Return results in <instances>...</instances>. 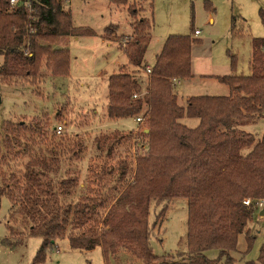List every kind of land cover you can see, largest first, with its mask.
Here are the masks:
<instances>
[{
    "label": "trees",
    "instance_id": "1",
    "mask_svg": "<svg viewBox=\"0 0 264 264\" xmlns=\"http://www.w3.org/2000/svg\"><path fill=\"white\" fill-rule=\"evenodd\" d=\"M112 1L128 6L132 32L121 46L130 62L140 67L154 27L155 0ZM64 3L34 0L28 10L24 6L12 8L10 0H0V55L4 59L0 78L38 80L47 73H69V48L55 46L62 37L91 36L94 30L75 26ZM206 4L215 10L210 1ZM145 11L149 14H143ZM259 14L264 25L263 8ZM103 37L117 41L118 26L105 27ZM196 42L200 40L191 34L169 35L145 85L124 69L107 78L105 115L111 122L134 117L148 103L149 132L142 133L149 136V150L137 159L131 181L125 183L133 172L127 150L119 160V175L112 191L91 189L83 193L80 189L77 195V177L56 178L60 170L58 155L27 161L22 186L14 169L9 179H17L16 195L11 183L0 177V208L2 197L7 195L13 207L17 206L16 211L31 222L28 235L43 239L34 264L44 262L46 250L65 237L72 249L100 247L106 261L125 249L141 264L172 262L171 255L161 257L153 252L149 213L152 202L179 197L188 201L187 264H236L231 252L237 249L243 233L245 252L251 250L257 236L250 228L254 203L264 199V132L257 139L239 126L264 115V37L252 38L248 75L237 74V56L229 53L232 72L216 76L229 87V95L191 96L182 106L175 84L194 76L192 48ZM134 94L139 97L134 98ZM186 117L198 119L197 126L180 121ZM23 127L10 120L0 124V159L12 154L9 149L18 144ZM123 138L125 135L114 132L99 137L97 144L119 143ZM5 149L8 152L3 156ZM108 150L110 153L113 147ZM246 198L251 199V205L244 203ZM2 243L14 247L9 237ZM210 249L218 250L216 258L206 255ZM246 264H264V245L257 260Z\"/></svg>",
    "mask_w": 264,
    "mask_h": 264
},
{
    "label": "rangeland",
    "instance_id": "2",
    "mask_svg": "<svg viewBox=\"0 0 264 264\" xmlns=\"http://www.w3.org/2000/svg\"><path fill=\"white\" fill-rule=\"evenodd\" d=\"M207 1L211 2L214 11L208 8ZM69 4L68 0L64 3L67 11H70ZM71 4L74 6L75 26L89 24L101 30L106 24L113 23L119 26V35L117 41H106L100 36L71 34L62 37L55 47L70 50V68L66 75L47 73L38 80L0 78V124L10 120L24 126L19 133L18 144L9 149L12 154L7 155L5 149L2 154L7 156L0 159V177L11 183L15 195L19 192V186L23 185L25 163L38 156L58 155L60 170L56 178L77 177L76 190L82 189L83 193L91 189L107 192L116 185L119 160L127 150L133 172L130 171L132 174L125 183L132 180L137 159L147 155L149 150V136L147 134L145 137L142 132L133 129L136 126L134 118L139 115L145 117L140 129L148 133L149 115L145 111L148 103H144L143 111L134 117L111 122L105 115L107 78L124 66L136 76L139 74L141 77H137L145 85L149 81L145 68H153L155 57L169 35L191 34L200 40L192 48L193 72L196 74H228L231 69L229 53H233L237 56L236 72L241 75H248L251 71L252 38L264 37V25L259 14L260 9H264V0H155L154 27L142 68H138L129 61L121 46L132 32L124 6H115L116 13L106 23L109 14L106 19L98 16L100 10H108L105 0H72ZM196 29L201 33L194 34ZM3 61L0 55V67ZM144 74L146 76L142 77ZM199 79L195 78L193 82L183 79L180 83L176 81L179 105H187L188 91L200 95L230 94L228 86L213 78ZM180 121L189 127H195L199 122L196 118L187 117ZM58 125L63 126L61 134L55 131ZM239 127L259 139L264 132V115ZM114 132L122 133L125 138L119 143L103 142L99 146L102 148H99L97 139L113 135ZM110 144L113 150L109 153ZM107 168L113 169L112 172H107ZM14 169L19 175V186L17 179H9ZM79 193L81 190L77 195ZM16 208L7 195L2 197L0 264H34L43 239L28 235L31 222ZM149 222L152 227L150 245L154 254L161 257L171 255L174 260L163 264H187V198L179 197L157 204L152 202ZM250 228L257 235L255 242L246 253L245 234L239 236L237 249L231 252L237 258L236 264L257 260L264 245V216H259V209H255ZM5 237H9L13 248L2 243ZM205 253L211 259L218 256L216 249ZM45 254L46 260L39 264H141L125 249L110 256L108 261L100 247L92 250L72 249L66 237L58 239L56 245L48 248Z\"/></svg>",
    "mask_w": 264,
    "mask_h": 264
},
{
    "label": "crops",
    "instance_id": "3",
    "mask_svg": "<svg viewBox=\"0 0 264 264\" xmlns=\"http://www.w3.org/2000/svg\"><path fill=\"white\" fill-rule=\"evenodd\" d=\"M65 1H67V0H65ZM71 1L72 0H70L69 1V9H70V12H71V14H72V17H73V19H74V6H72V4H71ZM105 2H107V9L108 10H106V9H102V10H100L99 11V13H98V16L100 17V18H102V19H106L107 18V16H108V14H109V17H108V19H107V21H106V23L108 22V21H111V18H112V16H113V14L114 13H116V10L114 9L115 8V6H117L112 0H105ZM134 2H137V0H131V2L130 3H134ZM118 7H119V5H118ZM126 9H127V12H128V6H124ZM154 12H155V8H154ZM143 14H149V11H145V12H143ZM129 15V14H128ZM129 19H130V17H129ZM74 21V20H73ZM212 21V20H211ZM113 23H111V24H106L103 28H101V30H96L92 25H83V27H87V28H91V29H93L94 30V35H91V37L92 36H100L101 38H103L104 40H106V41H114L113 39H107V38H105V37H103V30H104V28L105 27H107L108 25H112ZM113 25H117V24H113ZM118 26V25H117ZM77 27H82V26H77ZM118 29H119V26H118ZM119 35V34H118ZM89 37V36H88ZM251 54H252V52H251ZM130 61V60H129ZM138 67V66H137ZM141 67V66H140ZM121 68V70L122 69H124V70H126V69H130V68H126V67H120ZM139 68V67H138ZM142 68V67H141ZM192 68H193V64H192ZM137 71V70H136ZM232 71H231V69H230V72L228 73V74H230ZM194 73V76L192 77V78H190V79H185L184 81H186V80H190V82H193V80H195V78H200L199 80H201V79H203V78H213V79H215V80H217L218 82H220L217 78H216V76H219V75H227V74H196L195 72H193ZM145 74H146V72H145ZM142 75V77H144V76H146V75ZM135 75V74H134ZM137 76H140L139 74L137 75ZM141 77V76H140ZM180 81H182V80H178L177 82L178 83H180ZM186 82H188V81H186ZM197 82V81H196ZM184 83V82H183ZM221 83V82H220ZM221 84H224V83H221ZM226 85V84H225ZM227 86V85H226ZM186 88H188V84H187V87ZM187 91H188V89H187ZM230 91V90H229ZM176 92V94H177V97H180L179 96V94H178V92L177 91H175ZM190 93H192V92H190V91H188V93L186 94V97H191V96H196V95H200V94H190ZM264 208H262V209H259V216L260 217H263L264 215H261V212H262V210H263Z\"/></svg>",
    "mask_w": 264,
    "mask_h": 264
},
{
    "label": "built area",
    "instance_id": "4",
    "mask_svg": "<svg viewBox=\"0 0 264 264\" xmlns=\"http://www.w3.org/2000/svg\"><path fill=\"white\" fill-rule=\"evenodd\" d=\"M33 1L34 0H10V5H11L12 8L24 6L26 9L30 10L32 8ZM68 1H70V0H68ZM194 33L197 35V34H200L201 31L199 29H196L194 31ZM126 40H127V38L125 39V42H126ZM145 70H146V73L149 75L152 72V67L151 66H146ZM133 97L137 98V97H139V94H134ZM134 121H135L136 126H133V129H135L137 132H140V133L141 132H145L144 130L141 131V129H142L141 124L143 125V123L145 121V117L143 115H139L136 118H134ZM140 127H141V129H140ZM139 129H140V131H139ZM55 131H56V133L61 134L64 131L63 126L62 125H58L57 127H55ZM244 203L246 205H251L252 204L250 198H246L244 200ZM254 208L255 209L264 208V199L257 200L254 203Z\"/></svg>",
    "mask_w": 264,
    "mask_h": 264
},
{
    "label": "water",
    "instance_id": "5",
    "mask_svg": "<svg viewBox=\"0 0 264 264\" xmlns=\"http://www.w3.org/2000/svg\"><path fill=\"white\" fill-rule=\"evenodd\" d=\"M261 215H264V209L262 210Z\"/></svg>",
    "mask_w": 264,
    "mask_h": 264
}]
</instances>
